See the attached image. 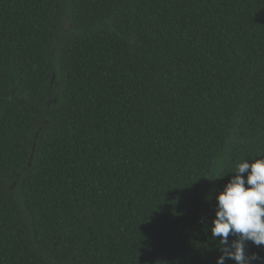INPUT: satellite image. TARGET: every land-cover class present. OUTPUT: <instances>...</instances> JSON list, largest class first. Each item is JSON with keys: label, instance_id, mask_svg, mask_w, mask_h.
Returning <instances> with one entry per match:
<instances>
[{"label": "trees", "instance_id": "trees-1", "mask_svg": "<svg viewBox=\"0 0 264 264\" xmlns=\"http://www.w3.org/2000/svg\"><path fill=\"white\" fill-rule=\"evenodd\" d=\"M258 158L264 0H0V264H216Z\"/></svg>", "mask_w": 264, "mask_h": 264}, {"label": "clouds", "instance_id": "clouds-1", "mask_svg": "<svg viewBox=\"0 0 264 264\" xmlns=\"http://www.w3.org/2000/svg\"><path fill=\"white\" fill-rule=\"evenodd\" d=\"M216 201L210 228L212 238H220L221 255L216 264H226L229 259L236 264H252L258 255L246 256V242L264 245V158L238 163ZM230 235L236 239L230 242Z\"/></svg>", "mask_w": 264, "mask_h": 264}]
</instances>
